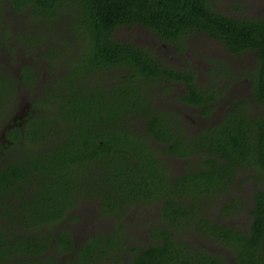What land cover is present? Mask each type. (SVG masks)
I'll use <instances>...</instances> for the list:
<instances>
[{"label":"trees","instance_id":"obj_1","mask_svg":"<svg viewBox=\"0 0 264 264\" xmlns=\"http://www.w3.org/2000/svg\"><path fill=\"white\" fill-rule=\"evenodd\" d=\"M5 2L72 44L66 42L65 53L51 52L55 61L64 59L62 71L49 67L52 74L44 77L40 67L26 63L17 73L0 72L6 137L0 139V264H63L59 254L70 264L113 258L123 264H228L187 238L193 235L229 250L235 264H264V17H232L211 0H0V21ZM125 26L149 29L178 53L195 32L234 55L255 52L248 78L260 110L237 100L217 122L193 131L179 112L156 104L159 89L182 85L179 100L205 116L223 91L200 84L190 67L166 65L152 51L116 40ZM74 47L77 56L65 60ZM22 88L30 91L32 107L12 120ZM5 101L12 103L8 111H2ZM169 156L184 160L180 172L170 169ZM245 169L256 171L261 186L251 197L248 227L211 219L223 199L222 217L244 210L228 195ZM84 200L95 201L100 215L115 223L76 247L62 224ZM156 204L160 221L150 229V242L131 244L127 213Z\"/></svg>","mask_w":264,"mask_h":264},{"label":"rangeland","instance_id":"obj_2","mask_svg":"<svg viewBox=\"0 0 264 264\" xmlns=\"http://www.w3.org/2000/svg\"><path fill=\"white\" fill-rule=\"evenodd\" d=\"M211 1L218 10L232 17H264V0ZM4 4L0 21V72L12 71V73H17L19 66L26 63L40 67L44 77L52 74L49 72V67L60 66L59 69L62 71L64 59H61L60 62L59 60L55 61L51 52L54 48H60V52L65 53L69 48L66 42L71 41L69 36L64 40L56 39L54 38L53 26L42 22L40 25H34L29 21V14H17L6 2ZM38 35L39 41L35 39L33 42H29L28 38ZM115 38L118 41L138 44L152 51L166 65L176 68L190 67L196 72L200 84L223 91L221 99L214 105L213 113L210 116H205L202 109L191 107L179 100L178 95L184 90L182 85L166 84L165 91L159 89L156 104L166 110L179 112L182 119L193 131L217 122L237 100L248 99L254 110H260L255 105L256 102L251 100V81L248 78V72L255 64V52L234 55L230 53L226 44L214 40L204 33L195 32L186 38V51L178 53L175 48L162 43L153 32L143 26L121 27L116 30ZM78 51L77 48H72L65 60L77 56ZM105 75L106 72H102L100 78H104ZM31 99L32 95L27 88L20 89L10 119L15 120L24 117L32 107ZM1 105L3 107L1 109L4 111V109H10L12 103L5 101ZM0 139L6 140L1 127ZM167 159L170 169L177 172L181 171L184 160L172 156ZM256 175V171L251 169L241 171L235 180L231 193L228 195V198L233 195L243 202L245 208L242 212L232 218L222 217L220 209L226 201L223 199L212 208L211 219L233 224L242 229L247 228L252 219L249 213L252 194L261 188L254 180ZM159 208L160 205L156 204L146 207H133L129 210L125 217V225L131 244L141 246L150 242V229L160 221ZM114 223V220L103 218L100 215L98 204L95 201L84 200L72 210L62 225H65L72 232L77 247L90 236L100 231L110 230ZM187 238L219 253L228 264H235L232 253L214 240L195 235ZM52 252L56 253L54 250ZM58 257L63 264H70L67 261V255L59 254ZM109 260V262H102V264H123L117 258Z\"/></svg>","mask_w":264,"mask_h":264},{"label":"flooded vegetation","instance_id":"obj_3","mask_svg":"<svg viewBox=\"0 0 264 264\" xmlns=\"http://www.w3.org/2000/svg\"><path fill=\"white\" fill-rule=\"evenodd\" d=\"M21 117V116H20Z\"/></svg>","mask_w":264,"mask_h":264}]
</instances>
